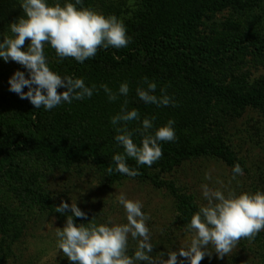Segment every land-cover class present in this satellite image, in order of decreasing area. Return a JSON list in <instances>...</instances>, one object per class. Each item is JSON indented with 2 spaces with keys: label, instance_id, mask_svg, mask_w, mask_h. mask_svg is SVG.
Segmentation results:
<instances>
[{
  "label": "trees",
  "instance_id": "16d2710c",
  "mask_svg": "<svg viewBox=\"0 0 264 264\" xmlns=\"http://www.w3.org/2000/svg\"><path fill=\"white\" fill-rule=\"evenodd\" d=\"M262 1L133 0L128 4L126 0H83L86 7L123 19L131 42L126 48L101 47L94 58L82 64L74 58L61 61L49 44H45L44 54L52 71L83 78L89 87L107 84L118 91L119 85L127 82L128 95L119 96L115 102L100 89L91 98L65 102L51 111L35 109L29 100L9 91L8 80L13 73L23 71L27 77V70L0 58V239L15 241L25 228L29 210L57 213L43 184L48 170L84 166L109 182L141 179L167 186L177 216L186 225L199 206L193 196L164 181L162 175L198 157H215L231 170L236 163L242 167L221 126L226 117H237L247 108L260 111L264 118V76L252 77L249 70L235 67L246 52L253 56L264 53V32L241 21H236L238 28L232 32L229 22L218 18L226 9L251 12ZM21 2L0 0V41L3 34H10L8 25L23 15ZM55 2L47 0L49 4ZM220 32L228 36L219 37ZM29 43L26 40L24 47ZM145 77L157 84L154 95L159 97L160 89L166 88L176 106L142 102L136 88L146 87ZM125 100L129 110L139 111L141 121L154 117V127L174 120L177 137L161 143L163 156L150 167L128 158V166L139 172L134 178L115 170L108 173L110 166L115 169L112 157L123 154L114 139L116 126L111 124V117ZM127 126L133 130L140 122ZM133 139L140 144L139 134ZM260 238L264 239V232L255 239ZM260 264H264V251L260 252Z\"/></svg>",
  "mask_w": 264,
  "mask_h": 264
},
{
  "label": "clouds",
  "instance_id": "9594fccd",
  "mask_svg": "<svg viewBox=\"0 0 264 264\" xmlns=\"http://www.w3.org/2000/svg\"><path fill=\"white\" fill-rule=\"evenodd\" d=\"M20 7L23 15L8 25L10 34H3L0 41V58L22 65L28 73L15 71L9 78V91L17 94L20 99H27L35 109L43 107L47 111L61 105L71 104L73 100L91 98L94 92L103 90L110 102H115L119 96H127L130 89L127 82L119 85L118 91H113L107 84L89 87L83 78L61 76L48 66L44 54L45 44H49L58 58H74L79 63L94 58L102 47L107 49L126 48L132 38L127 35L123 19L116 15H104L92 7L84 6L83 0L63 4L57 0L54 4L47 0H22ZM30 43L22 50L25 41ZM143 85L137 86L136 94L145 104L156 106H176L175 100L167 94L166 88H161V95H154L157 84L144 78ZM27 87V92L24 88ZM58 88L66 91L58 92ZM154 117H145L141 121L137 109H128V101L121 105L120 111L111 117L115 127L114 137L122 146L123 154L112 157L113 170L128 177L139 175L137 169L130 168L127 159L132 158L137 165L151 166L163 156L162 142H172L177 139L174 124L169 119L163 126L154 127ZM139 121L140 126L129 130L128 124ZM134 134L141 137L140 144L134 142ZM232 179L242 176L243 169L239 163L232 168ZM211 174H205V180H211ZM220 188L201 184L200 189L206 203L191 214L185 225L192 234L190 243L181 246L179 251L168 248L165 252L153 255L154 244L152 233L148 227L150 215L146 214L139 200H131L120 193L116 200L122 206L126 223H114L111 218L106 223H97L95 217L87 223L76 224L74 217L86 219L87 214L75 203L69 205L61 201L55 207V212L64 215L66 210L71 215L66 216L64 226L55 228L56 245L72 264H178V256L188 261V264H200L204 257L211 256L214 251L219 259L229 256L242 239L254 241L264 230V191L255 192L235 189L224 190V182L217 178ZM129 236L136 241L133 255H128Z\"/></svg>",
  "mask_w": 264,
  "mask_h": 264
},
{
  "label": "rangeland",
  "instance_id": "374dc122",
  "mask_svg": "<svg viewBox=\"0 0 264 264\" xmlns=\"http://www.w3.org/2000/svg\"><path fill=\"white\" fill-rule=\"evenodd\" d=\"M126 1L128 4L133 3V0ZM218 18L229 22L228 28L232 32L238 28L237 22L240 21L264 32V0L251 12L240 13L226 9L218 14ZM218 36L227 37L228 33L220 32ZM237 62L236 69L249 70L252 77L264 76V53L253 56L246 52ZM226 118L221 128L228 144L242 161V176L233 180L230 166L215 157L190 158L162 175L164 181L173 184L182 193L193 196L198 206L206 203L202 197L201 184L207 183L210 187L220 188L216 183L217 178L224 182V190L235 189L237 193L264 191V118L261 112L247 108L237 117ZM206 173L211 174L210 181L205 180ZM43 184L55 207L61 201L69 205L76 202L87 214L86 219L74 217L77 225L87 223L93 216H96L97 223H106L109 218L114 223H126L124 209L118 204L116 197L124 193L128 199L139 200L144 206L142 211L151 217L147 223L152 233L153 255L165 252L164 258L167 259L168 248L178 252L192 238V234L177 216L172 192L163 184L156 186L149 180L141 179L109 182L87 166L50 169ZM71 214L70 209L64 215L40 209L27 211L25 228L20 236L13 242L0 239V264H72L62 250L57 249L55 236V228H62L66 216ZM135 246L136 241L129 236L128 255H133ZM263 251V238L251 242L242 239L229 256L219 259L213 251L200 264H260V252ZM178 264H188V261L178 256Z\"/></svg>",
  "mask_w": 264,
  "mask_h": 264
}]
</instances>
